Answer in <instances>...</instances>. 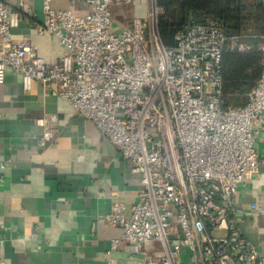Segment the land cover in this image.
<instances>
[{
    "label": "built area",
    "instance_id": "2783aa9c",
    "mask_svg": "<svg viewBox=\"0 0 264 264\" xmlns=\"http://www.w3.org/2000/svg\"><path fill=\"white\" fill-rule=\"evenodd\" d=\"M69 1L84 4L88 13L54 10L47 0L45 23L37 26L39 35L57 37L66 49L50 65L36 46L13 38L21 15L0 0V84L8 69L21 75L26 91L35 81L57 84L58 96L131 163L142 187L129 217L124 204H114L105 217L121 230L110 253L129 245L137 264H264L235 208L240 187L260 164L255 143L264 129V60L248 103L226 109L223 55L251 46L228 37L220 22L189 20L175 46L166 47L156 0L146 17L115 33L112 8L133 7L137 0ZM258 49L264 53V43ZM49 122L37 121L41 148L57 135Z\"/></svg>",
    "mask_w": 264,
    "mask_h": 264
},
{
    "label": "crops",
    "instance_id": "0c3cea01",
    "mask_svg": "<svg viewBox=\"0 0 264 264\" xmlns=\"http://www.w3.org/2000/svg\"><path fill=\"white\" fill-rule=\"evenodd\" d=\"M21 15L12 31L28 41L38 55L56 64L66 49L52 35H39L47 0H3ZM54 10L72 9L84 16L87 7L69 0H48ZM151 0L133 7L112 8L116 32L131 29L135 18L146 17ZM129 8V9H128ZM32 12L33 16L29 15ZM55 83L35 81L29 91L20 74L6 71L0 84V255L5 264H137L134 248L110 253L121 230L105 223L114 204L130 207L141 191L131 163L96 124L76 113L57 94ZM47 118L57 129L53 142L38 146ZM258 169L241 186L235 208L242 233L264 254V129L255 143ZM256 205L257 210L251 207ZM187 253V250H185Z\"/></svg>",
    "mask_w": 264,
    "mask_h": 264
},
{
    "label": "trees",
    "instance_id": "16d2710c",
    "mask_svg": "<svg viewBox=\"0 0 264 264\" xmlns=\"http://www.w3.org/2000/svg\"><path fill=\"white\" fill-rule=\"evenodd\" d=\"M163 14L158 31L166 47L175 46V36L189 21H218L226 35L239 37L251 46L247 52L228 51L222 59L224 108L248 103L262 73L264 53V0H156Z\"/></svg>",
    "mask_w": 264,
    "mask_h": 264
},
{
    "label": "rangeland",
    "instance_id": "374dc122",
    "mask_svg": "<svg viewBox=\"0 0 264 264\" xmlns=\"http://www.w3.org/2000/svg\"><path fill=\"white\" fill-rule=\"evenodd\" d=\"M129 9V8H128ZM149 10H150V4H149ZM148 10V11H149ZM111 32H113V33H115L116 32V29L113 27L112 29H111Z\"/></svg>",
    "mask_w": 264,
    "mask_h": 264
}]
</instances>
